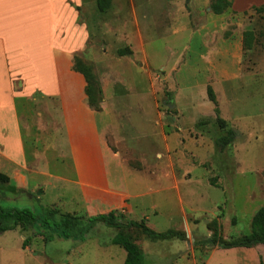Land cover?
<instances>
[{"label":"rangeland","instance_id":"rangeland-1","mask_svg":"<svg viewBox=\"0 0 264 264\" xmlns=\"http://www.w3.org/2000/svg\"><path fill=\"white\" fill-rule=\"evenodd\" d=\"M231 4L113 0L110 10L94 3L81 14L88 38L75 66L90 83V105L107 100L115 110L108 141L131 186L118 217L184 236L154 239L97 223L84 239L47 241L38 225L18 226L0 232V264H125L127 251L112 243L120 231L139 245L144 264H264V244L222 245L250 233L264 206V10L255 9L264 3L242 11ZM20 112L28 159L50 175L35 177L32 190L0 185L1 206L41 217L49 208L75 212L85 226L108 207L84 203L71 181L77 173L57 101ZM230 130L234 140L221 146Z\"/></svg>","mask_w":264,"mask_h":264},{"label":"crops","instance_id":"crops-1","mask_svg":"<svg viewBox=\"0 0 264 264\" xmlns=\"http://www.w3.org/2000/svg\"><path fill=\"white\" fill-rule=\"evenodd\" d=\"M94 3L0 0V173L31 190L37 187L35 177L50 175L48 165L34 166L28 159L20 111L42 99H54L77 173L71 181L81 188L84 203L108 207L102 209L104 214L128 208L131 186L123 158L108 141L115 110L107 100L100 110L89 105L86 78L75 69V55L85 49L88 38L81 14ZM253 3L264 0H232V7L242 11Z\"/></svg>","mask_w":264,"mask_h":264},{"label":"trees","instance_id":"trees-1","mask_svg":"<svg viewBox=\"0 0 264 264\" xmlns=\"http://www.w3.org/2000/svg\"><path fill=\"white\" fill-rule=\"evenodd\" d=\"M95 2L96 7L100 13L110 10V8L112 7V0H95ZM213 8L215 9L214 12L217 14V6L215 5L213 6ZM255 9L264 10V4L255 6ZM122 52L129 54L132 53L129 48H127V50H123ZM75 69L85 76L87 81V97L89 102L93 103L94 98L88 90L90 83L87 79L86 74L80 71L76 66ZM91 107L95 110L101 109V106H99L98 108H95L93 106ZM234 134L235 132L233 130H230L228 136H223L222 138H220V145L226 146L230 142H232L234 140ZM4 183L7 185L6 187H10L12 189V186H10L9 177L5 174L0 173V185H4ZM3 187L1 189H6ZM13 189L15 190L16 188ZM117 213V210H112L108 213L95 215L89 218L88 223L85 226H81V218L79 216L70 213H61L56 208H49L46 211L44 217H41L39 214L29 208L7 209L2 207L0 204V232L14 230L18 226L27 228L28 226L38 225V233L45 236V239L47 241L52 240L53 237L56 236L66 239H84L85 234L90 229H92V227H94L97 223H103L108 227L119 229H124L126 227L141 228L145 234L154 239H168L172 237L184 236L182 232L176 230L156 232L144 223H139L137 221H130L125 224L120 221ZM78 229H80L79 234H77L78 232H76L78 231ZM112 243L123 247L127 251L125 264H144V256L142 254V251L139 245L130 235L120 231L113 237ZM259 244H264V206L261 207L253 216L250 233L232 241L225 240L222 243L224 248L253 247Z\"/></svg>","mask_w":264,"mask_h":264},{"label":"water","instance_id":"water-1","mask_svg":"<svg viewBox=\"0 0 264 264\" xmlns=\"http://www.w3.org/2000/svg\"><path fill=\"white\" fill-rule=\"evenodd\" d=\"M171 106H174V105L170 104V107H171Z\"/></svg>","mask_w":264,"mask_h":264}]
</instances>
